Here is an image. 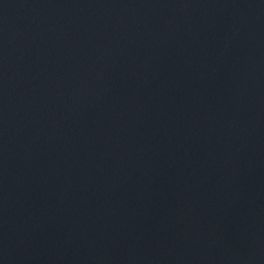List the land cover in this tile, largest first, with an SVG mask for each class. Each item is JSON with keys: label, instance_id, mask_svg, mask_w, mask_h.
Masks as SVG:
<instances>
[{"label": "water", "instance_id": "95a60500", "mask_svg": "<svg viewBox=\"0 0 264 264\" xmlns=\"http://www.w3.org/2000/svg\"><path fill=\"white\" fill-rule=\"evenodd\" d=\"M0 264H264V0H0Z\"/></svg>", "mask_w": 264, "mask_h": 264}]
</instances>
